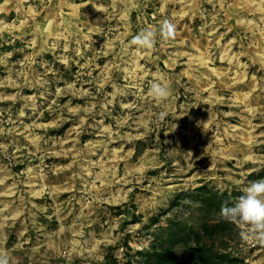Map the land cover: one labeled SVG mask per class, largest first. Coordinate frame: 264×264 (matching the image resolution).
Here are the masks:
<instances>
[{
    "label": "rangeland",
    "instance_id": "1",
    "mask_svg": "<svg viewBox=\"0 0 264 264\" xmlns=\"http://www.w3.org/2000/svg\"><path fill=\"white\" fill-rule=\"evenodd\" d=\"M164 20L174 39L131 43ZM154 81L170 89L162 103ZM259 179L264 0H0V250L10 264H107V253L143 264L137 250L179 220L221 222L211 248L264 264V246L205 210L209 193L232 202Z\"/></svg>",
    "mask_w": 264,
    "mask_h": 264
},
{
    "label": "clouds",
    "instance_id": "2",
    "mask_svg": "<svg viewBox=\"0 0 264 264\" xmlns=\"http://www.w3.org/2000/svg\"><path fill=\"white\" fill-rule=\"evenodd\" d=\"M176 26L169 20L161 22L158 28L151 25L142 28L132 39L131 43L141 49L151 50L157 43V37L163 40L174 39ZM149 93L154 101L162 103L171 95L167 85L153 82ZM166 113H159L162 121ZM241 194L231 203L225 201L221 205V217L240 227L239 235L244 242H254L264 246V179L250 181L243 187ZM0 264H10L7 253L0 250Z\"/></svg>",
    "mask_w": 264,
    "mask_h": 264
},
{
    "label": "trees",
    "instance_id": "3",
    "mask_svg": "<svg viewBox=\"0 0 264 264\" xmlns=\"http://www.w3.org/2000/svg\"><path fill=\"white\" fill-rule=\"evenodd\" d=\"M199 188L203 189L202 186ZM229 197L226 191L218 194L209 193L205 199L210 201L208 203L210 208L205 210L209 211L213 206L214 210L220 212L221 205L225 201L231 203ZM125 211L127 215L131 214L128 208H125ZM220 226L221 222L211 224L209 220H202L196 229L187 221L179 220L176 224H168L169 231L165 236L163 234L161 238H156L146 250H137V254L143 259V264H234L233 258H229L225 253L217 252L207 244V241H204L206 236L215 233ZM189 243L193 245L192 249L178 251ZM124 245L130 248L128 242ZM105 262L117 264L116 259L109 253L105 255Z\"/></svg>",
    "mask_w": 264,
    "mask_h": 264
}]
</instances>
